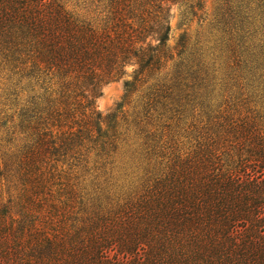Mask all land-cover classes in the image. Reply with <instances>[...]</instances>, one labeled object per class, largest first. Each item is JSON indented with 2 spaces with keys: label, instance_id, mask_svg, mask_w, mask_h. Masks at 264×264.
Segmentation results:
<instances>
[{
  "label": "trees",
  "instance_id": "obj_1",
  "mask_svg": "<svg viewBox=\"0 0 264 264\" xmlns=\"http://www.w3.org/2000/svg\"><path fill=\"white\" fill-rule=\"evenodd\" d=\"M206 1L0 0V264H264V0L169 47Z\"/></svg>",
  "mask_w": 264,
  "mask_h": 264
},
{
  "label": "rangeland",
  "instance_id": "obj_2",
  "mask_svg": "<svg viewBox=\"0 0 264 264\" xmlns=\"http://www.w3.org/2000/svg\"><path fill=\"white\" fill-rule=\"evenodd\" d=\"M218 0H207L201 18H187L182 15V8L174 5L170 14V33L167 44L173 47L180 36L188 34L193 37H206L211 30L210 21ZM131 78V68L120 79L109 82L102 89V94L97 98L96 105L103 114L117 113L119 106L126 101L125 83Z\"/></svg>",
  "mask_w": 264,
  "mask_h": 264
}]
</instances>
